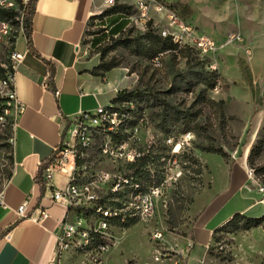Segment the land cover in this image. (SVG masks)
<instances>
[{"label": "rangeland", "instance_id": "rangeland-1", "mask_svg": "<svg viewBox=\"0 0 264 264\" xmlns=\"http://www.w3.org/2000/svg\"><path fill=\"white\" fill-rule=\"evenodd\" d=\"M138 1L116 0L118 4L132 6L133 10ZM151 1L174 10L179 19L198 34L212 38L219 47L209 59L201 61L203 66L199 67L195 66L200 61L196 56L187 61L176 50L160 53L158 67L143 55L142 50L134 53L127 47L117 46L107 53L105 59L119 61V67L114 69L128 77L125 90L135 88L155 96L167 107L159 106L154 99L118 104L129 112L130 125L126 132L110 143H106L103 136L92 138L83 159L76 165L84 167L80 178L89 182L96 175H108L106 181L93 189L96 197L93 204L103 201L105 210L122 215L124 226L110 223L107 236L101 240L112 245L105 252L97 248L100 240L91 242L86 248L78 247L76 241L68 243L67 247L62 242H55V253L48 264H171L176 259L165 248L180 247L181 239L189 236L194 218L192 205L206 186L207 168L219 166L220 156L204 153L200 148H222L228 159L232 157L243 163L247 172L252 173L251 182L255 188H264L263 86L252 83L249 73L252 58L264 57V0ZM107 9L101 6L100 13ZM135 13L136 10L135 18L133 15L128 20L124 32L127 36L130 31L129 38L144 31ZM147 18L156 29L166 26L152 12H148ZM99 19L94 17L89 21L83 48H87L91 35L103 31ZM229 33L239 34L242 43L221 47ZM12 34L15 36L16 31ZM106 46H112V41L107 40L101 45ZM247 48L250 60L243 52ZM2 52L0 50V58ZM84 59L86 66H98V49H87ZM208 64L217 66L218 77L212 89L203 83L205 77L213 82L214 74L209 73ZM241 92L249 93L253 99L246 102L249 106L245 104L246 100L239 102L236 97L233 102L227 100L226 106L221 100L227 98V94L235 96ZM221 101L223 121L219 119L215 105ZM185 128L190 132L182 133ZM10 137V127L0 126V188L10 173ZM177 144L179 148L174 152ZM131 154L148 156L144 170L149 172L150 181L136 183L138 178H132V162L128 160ZM127 176L129 183L124 184L122 180ZM117 183L119 186L115 189ZM97 217L96 213H89L87 224L94 223ZM127 222L132 224L125 227ZM156 231L163 233L161 242L151 239ZM157 257L162 261L155 262ZM190 258L195 264H264V230L219 231L212 235L205 252L192 251Z\"/></svg>", "mask_w": 264, "mask_h": 264}, {"label": "crops", "instance_id": "crops-1", "mask_svg": "<svg viewBox=\"0 0 264 264\" xmlns=\"http://www.w3.org/2000/svg\"><path fill=\"white\" fill-rule=\"evenodd\" d=\"M101 2L36 1L32 45L54 66L56 95L47 89L45 65L27 51L22 30L16 32L15 48L24 54L15 80L16 93L26 108L11 131L10 175L1 188L0 264H48L53 258L59 225L66 217L67 207L53 204L49 199L52 190L64 188L65 178L54 173L49 188L44 187L41 192L34 181L38 167L59 148L64 131L79 113L112 105L117 94L128 88V77L123 72L112 69L102 76H94L91 71L97 66H86L87 49L98 39L108 38V32L116 23H129V18L120 15L100 18L103 31L91 35L87 48H83L89 21L101 12ZM249 73L252 83L263 86L264 101V57L252 58ZM226 97L221 98L225 106L227 100L233 102V97L240 99L239 102L246 100V105L253 100L246 92ZM228 160L220 158L216 169L207 168L206 186L192 205L194 218L189 236L181 239L180 247H175L191 245L182 264H195L190 253L205 252L213 232L235 214L249 218L264 215V203L259 201L260 195L250 182L245 165L232 157ZM22 204H25V217L19 218L16 211ZM40 210H45L47 217L38 222L35 220ZM172 249L174 247L165 248L166 251Z\"/></svg>", "mask_w": 264, "mask_h": 264}, {"label": "built area", "instance_id": "built-area-1", "mask_svg": "<svg viewBox=\"0 0 264 264\" xmlns=\"http://www.w3.org/2000/svg\"><path fill=\"white\" fill-rule=\"evenodd\" d=\"M26 3L28 0H21ZM115 0H102L101 5L105 8H111ZM0 10L11 11L14 13L12 19H0V50L2 58H0V126L10 127L11 131L16 125L17 119L24 113L25 104L18 98L16 93L15 80L22 66L24 54L16 50V38L13 40V32L21 30L22 11L16 0H0ZM136 10L137 20L142 30L146 29L148 12L155 14L159 20L166 23L165 27L156 29L157 27L151 21V28L160 38H170L173 45L180 49H188L200 61H206L210 56L214 55L219 45L210 37L198 34L191 26L184 23L174 10L154 1L140 0L136 2L133 12ZM134 15V14H133ZM133 15L129 19L133 18ZM135 18V15H134ZM15 27V29H14ZM242 43V38L237 33H229L224 42L220 45L233 46ZM247 60H250V50L244 51ZM161 54L155 56L151 61L155 67L160 66ZM209 65V64H208ZM210 72H216V64L209 65ZM127 104H131L126 102ZM122 104V103H121ZM130 125L129 112L123 110L118 104L109 106H99L93 112H81L72 120L66 136L62 139L57 150L56 159L43 171L44 187L49 188L54 173H60L65 178V186L61 190H52L50 202L55 204H64L67 207L65 219L59 225V231L56 236V242H62L67 247L68 243H75L78 247L86 248L91 242H98L97 248L101 252H105L112 245L105 244L103 239L107 236L110 221L119 214L114 210H105L96 202L94 188L100 183L108 179L107 174L96 175L89 182H84L81 178L83 166L77 167V160H82L84 151L89 147L92 138L95 136H103L106 143L115 141L114 137H120L125 133ZM11 143V139H9ZM178 145V144H177ZM176 145V146H177ZM104 153L106 146L104 144ZM140 154H131L128 160L133 162ZM69 158V160H67ZM67 160V161H66ZM67 163L70 166H67ZM251 182L253 176L251 172H247ZM124 184L129 181L124 178ZM131 183V182H130ZM252 184L254 182H251ZM119 184H115L116 189ZM2 188V187H1ZM0 188V205L3 204L2 189ZM135 188L138 185L135 184ZM257 193L260 195V202L264 203V188L256 187ZM17 216L25 217V204L18 207ZM89 213H96L97 219L92 224H87L86 217ZM47 217L45 210L38 211V217L35 221L40 222ZM162 232H153L151 239L153 241L163 240ZM191 245L184 248H175L168 252L173 253L175 262L183 260L188 255ZM155 262L162 261L160 257L154 258Z\"/></svg>", "mask_w": 264, "mask_h": 264}, {"label": "trees", "instance_id": "trees-1", "mask_svg": "<svg viewBox=\"0 0 264 264\" xmlns=\"http://www.w3.org/2000/svg\"><path fill=\"white\" fill-rule=\"evenodd\" d=\"M19 3L20 9L22 11V24H21V30L23 33V36L26 41V49L27 51L34 56L35 58L39 59L43 64L45 65L48 77H47V89L53 94L56 95V89L54 85V66L47 60L43 59L33 48L32 45V18L35 11V5L37 0H28L25 4L22 3L21 0H16ZM133 8L132 6H126L123 4H118L115 0L114 5L104 10L101 14L98 16H95L96 18H102V17H111V16H124L129 18L133 15ZM176 13V12H175ZM14 16V13L11 11H2L0 10V19H12ZM127 23H116L113 28L110 29L108 32V38H100L98 39L94 44V38L92 39V48H97L98 52L100 54V63L99 65L91 71V74L94 76H102L104 73L109 72L110 70L119 67L120 62L115 61L114 59L106 60L105 56L110 51L114 50L117 46H124L134 53H141L140 50H142L143 55L147 57L148 59L152 60L155 56L162 53L165 50H176L179 53L182 54L183 57L187 59V61L193 59V54L188 49H180L178 50L175 45H173L170 41V38H160L157 34L154 33V29L151 28V22H147L146 29L141 34H137L136 36L129 38L130 31L127 33V36L124 35L125 28ZM115 36H118L117 38H114ZM16 38V35L13 36V40ZM107 40L112 41V46H106L101 47L103 43H105ZM195 66H203V62L199 61L195 64ZM210 74H214L213 76V82H209V80L205 77L203 79V83L208 88H214L216 85V75L215 72H209ZM144 99L145 101H148L149 99H154V101L159 102V106L167 107L163 102H160L157 100L155 96H149V94H144V92H139L137 89H133L131 91H121L117 94V96L112 100V104H121V103H136L137 101H141ZM215 105H217V114L219 116V119L223 121V112H222V106L223 102H218ZM175 115L176 112L172 111ZM69 123H67L68 125ZM66 125V126H67ZM190 132L189 128H185L182 133H188ZM119 138L114 137V140L117 141ZM58 150V148H57ZM57 150L45 161H43L37 170L36 176L34 178V181L37 185L40 187V191L42 192L44 189V183H43V171L53 163V161L56 159ZM200 150L204 153H210V154H216L220 156L221 158L228 160V156L226 152L223 151L222 148L218 147H204L200 148ZM10 163H12L11 157L9 158ZM149 161L148 156H139L134 159L132 164H130V169L133 170L132 178H138L136 183H140L143 180L144 181H150V174L144 168L147 166V163ZM193 163H197L196 160H191ZM77 165L80 164V161H76ZM10 175V174H9ZM7 176V178L9 177ZM129 176H127V180ZM146 179V180H145ZM97 205L105 209L104 202L103 201H97ZM123 222V223H122ZM109 223H115V224H121L124 226V219L122 218V215L119 214L115 218H113ZM132 224L126 223L125 227H129ZM254 228H262L264 230V215L258 217V218H249L245 217L240 214H235L231 219H229L223 226L216 229L213 234L219 232V231H227V232H236L238 230L241 231H248L250 229ZM8 231V230H7ZM128 264H132L131 262Z\"/></svg>", "mask_w": 264, "mask_h": 264}, {"label": "bare ground", "instance_id": "bare-ground-1", "mask_svg": "<svg viewBox=\"0 0 264 264\" xmlns=\"http://www.w3.org/2000/svg\"><path fill=\"white\" fill-rule=\"evenodd\" d=\"M177 147H178V145L175 147V150H174V152H176V151L178 150V148H179V147H178V148H177Z\"/></svg>", "mask_w": 264, "mask_h": 264}]
</instances>
